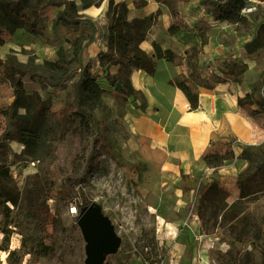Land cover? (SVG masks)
Returning a JSON list of instances; mask_svg holds the SVG:
<instances>
[{"label": "rangeland", "instance_id": "1", "mask_svg": "<svg viewBox=\"0 0 264 264\" xmlns=\"http://www.w3.org/2000/svg\"><path fill=\"white\" fill-rule=\"evenodd\" d=\"M35 1L46 0L31 2ZM59 11L57 6L44 9L46 28L42 35L20 29L0 46V59L11 57L55 83L63 80L62 85H41L28 75L23 77L28 95L25 101L30 107L28 118L35 113L32 97H39L50 109L63 105L74 94L78 78L75 65L57 70L47 64L56 59L60 47L71 48V40L78 34L71 27L54 25ZM261 23L258 27L264 30ZM253 25L256 23L251 21L246 25L233 23L237 30ZM103 38L105 30L99 29L83 59L101 84L110 89L105 67L97 62ZM138 97L143 101L142 96ZM114 98L111 88L99 106L92 108L100 128V163L88 162L90 145L85 129L78 122L70 128L61 126L50 111L40 123L41 136L35 147L25 148L9 137L1 138L0 164L9 174L0 176V182L16 203L0 194V264L86 263L88 242L78 224L81 210L78 215L71 213L75 203L62 192L63 182L77 195L79 203L84 207L95 204L113 225L119 241L113 251L105 254L103 264H264L262 251L238 242L225 221L216 236L201 233V222L195 226L191 220L199 218L195 194L201 180L183 170L163 172L162 155L153 154L130 132L123 120L125 105ZM25 113L26 108H20L16 119L25 120ZM51 166L56 174V196L49 198ZM249 207L255 216L264 217V196L250 202ZM48 212L54 218L47 225L46 237L44 221ZM247 251L252 252L246 255Z\"/></svg>", "mask_w": 264, "mask_h": 264}, {"label": "trees", "instance_id": "2", "mask_svg": "<svg viewBox=\"0 0 264 264\" xmlns=\"http://www.w3.org/2000/svg\"><path fill=\"white\" fill-rule=\"evenodd\" d=\"M32 0H0V46L6 44L15 33L24 29L26 32L42 35L45 31L44 9L49 6H63L53 19L54 25L61 24L71 27L78 32L74 40H71V48L60 47L55 60L47 64L53 69L67 70L75 65V73L78 78L75 80L74 94L71 95L63 105L48 109L45 102L39 97H32L34 114L28 118L30 107L26 103L27 91L23 77L29 76L33 82L41 85H62L63 80L57 83L50 80L42 73L29 71L21 64L15 62L11 57L0 59V127H2L1 138L22 143L25 148H33L41 136L40 123L47 112L63 127L70 128L78 122L86 131V138L90 145L88 162L100 163L101 152L98 148L100 140L99 122L92 110L99 106L102 97L113 89V96L121 103L139 102L138 108L145 111V101H140L138 95L141 91L136 90L130 80L133 69H143L148 74H155L157 61L164 59L168 62H175L178 54L171 48H164L160 41H154V53L149 54L141 43L148 38L149 30L156 19V15L143 18L128 19V8L125 3H118L114 10L108 14L109 24L105 29L106 50L100 51L97 56L98 66L105 67V79L111 87L103 86L98 76L93 73L92 67L84 62L85 49L96 40L99 26L96 21L79 13V6L69 0H46L44 2ZM164 3L170 11L171 20L167 29L169 34H175L180 30L193 33L183 14L180 5L186 0H157ZM204 11L215 20L228 21L235 24H248L250 19L241 14L245 0H199ZM143 3V1H142ZM87 7V5H84ZM203 44L206 39L203 37ZM204 65H209L204 61ZM112 65H117L115 73L110 71ZM247 70L245 63H239L232 58L223 62L220 72L212 71L204 76L201 65L196 61H190L187 68V75H181L172 81V84L182 90L190 103V109L199 107V94L193 85H199L206 89H212L217 83L239 82ZM264 83V75H263ZM119 85V87H118ZM13 97L11 102L8 99ZM241 108L252 114H264V85L254 84L251 91L238 98ZM26 108L22 116L25 120L19 122L16 118L18 110ZM2 142V140L0 141ZM233 140L213 144L211 150L205 156L211 160L215 156L222 159L234 155L232 149ZM243 156L249 160V166L237 178L239 189L238 197L231 203L228 201L229 190L218 180L211 179L201 181L195 194L196 203L199 206L198 216L201 222V233L209 236L217 235L222 221L227 224V229L236 234V240L240 243L252 245V249L259 248L264 259V217L255 216L250 210L249 203L264 196V145L253 148H245ZM8 170L0 164V176L8 175ZM49 198L56 196L54 167L49 168ZM63 193L72 199L82 210L84 205L79 203L77 195L62 183ZM60 190V189H58ZM0 194L8 201L16 203L8 197L4 186L0 182ZM54 216L47 213L44 221L45 236L49 237L47 225L53 222ZM252 251H247L251 254Z\"/></svg>", "mask_w": 264, "mask_h": 264}, {"label": "crops", "instance_id": "3", "mask_svg": "<svg viewBox=\"0 0 264 264\" xmlns=\"http://www.w3.org/2000/svg\"><path fill=\"white\" fill-rule=\"evenodd\" d=\"M69 1H74L80 14L96 21L104 30L109 24L108 14L118 3L126 4L129 20L157 16L141 48L153 54L156 40L164 48L176 51L178 56L172 63L159 59L153 75L143 69H133L130 80L133 87L141 91L146 108L145 111L139 109L138 101L124 104L123 120L153 154L162 155L163 172L172 174L183 170L184 174L204 182L216 179L229 190L232 200L228 201H234L239 195L237 178L249 166V160L243 156L245 148L256 150L264 145V114H252L238 104V98L250 92L254 84L264 85V30L258 27L260 22L264 23V16L257 14L250 20L256 25L237 30L233 23L215 20L207 14L199 0H186L180 5L181 13L195 32L180 30L169 34V8L157 0ZM100 40L103 42L101 51L106 50L105 38ZM229 58L247 65L242 80L217 83L212 89L194 84L199 107L191 110L186 96L172 81L187 75L190 61L199 63L206 76L212 71L220 72L223 62ZM204 61L209 65H204ZM117 70V65L110 68L112 73ZM231 140L233 156L205 159L213 144ZM191 220L195 226H200L197 216Z\"/></svg>", "mask_w": 264, "mask_h": 264}, {"label": "water", "instance_id": "4", "mask_svg": "<svg viewBox=\"0 0 264 264\" xmlns=\"http://www.w3.org/2000/svg\"><path fill=\"white\" fill-rule=\"evenodd\" d=\"M78 224L88 242L85 264H103L105 254L113 251L119 241L111 221L99 207L90 204L81 210Z\"/></svg>", "mask_w": 264, "mask_h": 264}, {"label": "built area", "instance_id": "5", "mask_svg": "<svg viewBox=\"0 0 264 264\" xmlns=\"http://www.w3.org/2000/svg\"><path fill=\"white\" fill-rule=\"evenodd\" d=\"M241 14L248 19H253L257 14L264 16V0H245L241 9ZM71 213L78 215V206L75 204L70 207Z\"/></svg>", "mask_w": 264, "mask_h": 264}, {"label": "bare ground", "instance_id": "6", "mask_svg": "<svg viewBox=\"0 0 264 264\" xmlns=\"http://www.w3.org/2000/svg\"><path fill=\"white\" fill-rule=\"evenodd\" d=\"M159 220H160V222H162V218L161 217H159Z\"/></svg>", "mask_w": 264, "mask_h": 264}]
</instances>
